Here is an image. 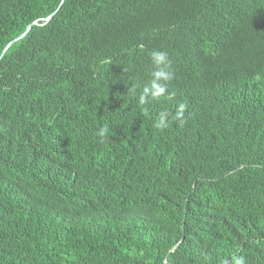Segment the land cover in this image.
I'll use <instances>...</instances> for the list:
<instances>
[{"label": "trees", "instance_id": "16d2710c", "mask_svg": "<svg viewBox=\"0 0 264 264\" xmlns=\"http://www.w3.org/2000/svg\"><path fill=\"white\" fill-rule=\"evenodd\" d=\"M237 258L264 264V0H0V264Z\"/></svg>", "mask_w": 264, "mask_h": 264}, {"label": "clouds", "instance_id": "9594fccd", "mask_svg": "<svg viewBox=\"0 0 264 264\" xmlns=\"http://www.w3.org/2000/svg\"><path fill=\"white\" fill-rule=\"evenodd\" d=\"M152 62L155 66V70L152 72L153 80L151 82V88H145L143 94L140 96V102H146V99L151 96L152 98H158L165 94L167 91L165 84L174 78V73L170 71L171 61L168 59V54L161 51H153L150 53ZM164 82V83H161ZM186 105L181 103L176 113V119L181 120L184 116ZM167 113H162L159 120V127H167ZM107 133L106 128H102L99 132L101 137ZM235 264H245L243 258H237Z\"/></svg>", "mask_w": 264, "mask_h": 264}, {"label": "water", "instance_id": "95a60500", "mask_svg": "<svg viewBox=\"0 0 264 264\" xmlns=\"http://www.w3.org/2000/svg\"><path fill=\"white\" fill-rule=\"evenodd\" d=\"M53 15H51V17H52ZM51 17L49 18V19H51ZM48 19V20H49ZM35 24H37V23H35ZM31 28H32V25L31 26H29L28 27V29L26 30V32L22 35V36H20V37H18L17 39H15L14 41H12L9 45H8V47L12 44V43H14V42H16V41H18V40H20V39H22L30 30H31ZM7 47V48H8ZM6 48V49H7Z\"/></svg>", "mask_w": 264, "mask_h": 264}]
</instances>
